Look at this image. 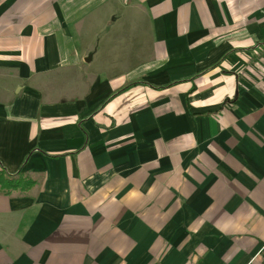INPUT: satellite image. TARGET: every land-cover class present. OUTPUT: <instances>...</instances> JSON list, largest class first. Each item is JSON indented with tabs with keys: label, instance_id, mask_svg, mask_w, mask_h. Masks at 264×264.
I'll return each instance as SVG.
<instances>
[{
	"label": "crops",
	"instance_id": "1",
	"mask_svg": "<svg viewBox=\"0 0 264 264\" xmlns=\"http://www.w3.org/2000/svg\"><path fill=\"white\" fill-rule=\"evenodd\" d=\"M0 264H264V0H0Z\"/></svg>",
	"mask_w": 264,
	"mask_h": 264
},
{
	"label": "trees",
	"instance_id": "2",
	"mask_svg": "<svg viewBox=\"0 0 264 264\" xmlns=\"http://www.w3.org/2000/svg\"><path fill=\"white\" fill-rule=\"evenodd\" d=\"M33 185V182L26 179L22 173L13 175L10 174L3 165L0 164V189L14 190L21 189L27 190Z\"/></svg>",
	"mask_w": 264,
	"mask_h": 264
}]
</instances>
